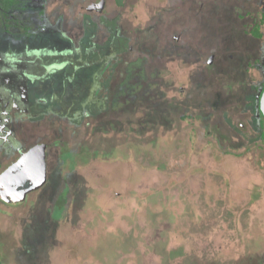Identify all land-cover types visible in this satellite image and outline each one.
<instances>
[{"label": "rangeland", "instance_id": "obj_1", "mask_svg": "<svg viewBox=\"0 0 264 264\" xmlns=\"http://www.w3.org/2000/svg\"><path fill=\"white\" fill-rule=\"evenodd\" d=\"M99 1L49 2L66 44L48 46L61 35L38 33L37 8L0 0L1 50L11 41L49 63L80 46L110 80L79 115L77 79L53 77L34 85L55 98L48 112L9 114L23 146L0 152V175L35 144L46 175L21 199L0 196L1 264H264V0H104L83 18ZM1 63L3 89L23 96Z\"/></svg>", "mask_w": 264, "mask_h": 264}, {"label": "flooded vegetation", "instance_id": "obj_2", "mask_svg": "<svg viewBox=\"0 0 264 264\" xmlns=\"http://www.w3.org/2000/svg\"><path fill=\"white\" fill-rule=\"evenodd\" d=\"M54 0H26V2L31 3L30 6L37 8V15L38 17L42 18V22L43 25L40 26V28L38 29V33H44L46 31V29L49 32H54L56 34H60L61 37L58 36L59 39H57V41H55L53 44L52 42H50V38L48 37L49 42H46V45L51 46L54 45L56 43H61V44H66V39L64 37V32L63 30H61L60 27V21L63 17H58L57 15V19L54 22L55 25H49L48 21H46L48 19L46 15V9L47 7H49V2H53ZM58 1V0H57ZM61 1V0H59ZM113 4L115 3L114 0L112 1ZM105 1L101 0L99 2H97L94 5H91L89 7H87V9L85 10V15L82 17H87L90 16V13H101L104 7ZM29 5V4H28ZM90 12V13H89ZM264 15V11L262 13V16ZM82 18V21H83ZM88 18V17H87ZM83 23H87L89 24L90 22L86 19H84ZM90 28V26H85V29ZM29 29H27L28 31ZM254 31H257V33L259 34V36L255 35ZM37 33V32H36ZM252 36L254 38H260L261 34L260 31L258 29V27L256 26L255 29L252 31ZM11 41H7L8 44H6V46L4 47V50L0 49V61H2L5 65V60L8 58L12 61L13 67H12V72H14L15 74L18 75V77L20 78V80L22 81L23 84V89H24V93L23 96H21L20 94H22V90L16 87L15 91H5V89H3L4 87H2V82H0V152L5 153V155H12V154H20L22 151V142L21 141H17L16 140V135L14 133V128L17 126V124H15L16 122L19 121L18 115L20 117V115L24 114V113H28V112H39L40 115L39 116H43V113L48 112V109L50 108V104H52L53 100L55 99L52 94L50 96L47 95V99L45 98V101L42 102L40 100H38V98L36 96H38V93L41 95H45L49 93L48 90L43 91V89L37 90L35 89L34 85L35 83H44V84H40L43 85L44 87L48 86V81L52 78V83L55 87L59 84V86H62L67 82H71L74 81L76 82L77 79V83L81 85L80 90H78L75 95V97H79L72 99L71 101H69L70 103H72V101H75V105L76 108H78L76 110V115L80 114V111L82 108H84V102L86 104H90V107L94 106V99L96 98V94L99 91L100 87H106V84H109L110 80H107L106 82L102 83V77L103 74L101 73V70L103 69V66L105 64V62H107L105 59H103V57L101 58V60L99 61V57L96 53H92L89 56H84L83 55V51L81 49V47L79 46L78 50H81V53H79L80 58L75 59V60H71V59H67V60H62L59 61V59H55L54 61L53 58H51L52 62H47V55L49 56L48 52H31V53H21L24 55V57H19L20 54L16 53V48L12 47L13 49L9 48L11 47L10 45ZM26 44H28L26 42ZM11 49V51H10ZM118 50V49H117ZM116 50V51H117ZM14 51V52H13ZM12 52L14 54H12ZM80 52V51H79ZM57 53L61 54V51H57L56 49L54 50L53 54H50V56H54ZM14 56V58H9V56ZM263 55H264V51H263ZM33 57L35 58L34 61H29V59H27L28 57ZM2 65V69L0 70V74L1 72H5L7 73V70L4 69L3 64ZM20 66V67H18ZM69 68V69H68ZM26 69H33V71H29V73H25ZM0 81H1V76H0ZM86 86L85 89H83ZM264 86V85H263ZM60 90V89H59ZM48 91V92H47ZM55 91H58V89H56ZM62 94L59 95V98L61 100H59L57 102V104H59V109L61 108H65L67 110V106L63 107V105L65 104V88L63 87L61 89ZM46 92V93H45ZM54 95V94H53ZM70 96V95H69ZM90 98V99H88ZM88 99V100H87ZM76 102H78L76 104ZM258 102H259V97H258ZM73 104V103H72ZM258 110H259V104H258ZM16 112V118H15V123L13 120V117L10 116L9 114L11 112ZM64 111V110H63ZM43 112V113H42ZM62 112V109L58 111ZM70 113V111H67ZM32 114V113H31ZM259 115L261 117L262 120H264V117L261 115V113L259 112ZM3 126H7L6 131L4 130L5 128ZM3 130V133L1 132ZM4 133L7 134V136H4ZM262 137L264 138V135H262ZM42 144H35L32 147H30L26 152H24L23 154H21V156L18 158L20 159L24 154H26L28 151H30L32 148H34L35 146H40ZM46 146V145H45ZM46 150V148H45ZM45 156H46V151H45ZM17 159V161H18ZM46 162V161H45Z\"/></svg>", "mask_w": 264, "mask_h": 264}, {"label": "water", "instance_id": "obj_3", "mask_svg": "<svg viewBox=\"0 0 264 264\" xmlns=\"http://www.w3.org/2000/svg\"><path fill=\"white\" fill-rule=\"evenodd\" d=\"M259 112L264 117V86L259 94ZM44 145L35 146L0 175V196L21 199L45 183Z\"/></svg>", "mask_w": 264, "mask_h": 264}, {"label": "trees", "instance_id": "obj_4", "mask_svg": "<svg viewBox=\"0 0 264 264\" xmlns=\"http://www.w3.org/2000/svg\"><path fill=\"white\" fill-rule=\"evenodd\" d=\"M261 22H264V15L262 16V18H261ZM255 33V35H257V36H259V34L257 33V31H254ZM264 139V138H263ZM1 264V263H0Z\"/></svg>", "mask_w": 264, "mask_h": 264}, {"label": "crops", "instance_id": "obj_5", "mask_svg": "<svg viewBox=\"0 0 264 264\" xmlns=\"http://www.w3.org/2000/svg\"><path fill=\"white\" fill-rule=\"evenodd\" d=\"M113 1V0H112ZM115 5V4H114ZM1 263V262H0Z\"/></svg>", "mask_w": 264, "mask_h": 264}]
</instances>
